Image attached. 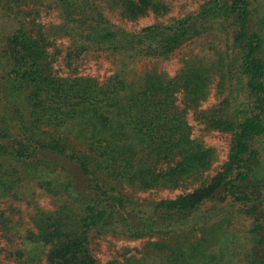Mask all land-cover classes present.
<instances>
[{"label": "trees", "instance_id": "trees-1", "mask_svg": "<svg viewBox=\"0 0 264 264\" xmlns=\"http://www.w3.org/2000/svg\"><path fill=\"white\" fill-rule=\"evenodd\" d=\"M41 9L58 22H35ZM169 12L163 0H0L15 20L0 41V264H264V0H206L155 22ZM206 36L212 58L127 80ZM65 38L63 77L50 48ZM88 55L121 70L80 75ZM213 83L222 102L202 111ZM191 111L231 137L211 178ZM179 189L146 204L126 193ZM108 238L144 244L102 261L94 241Z\"/></svg>", "mask_w": 264, "mask_h": 264}, {"label": "rangeland", "instance_id": "rangeland-1", "mask_svg": "<svg viewBox=\"0 0 264 264\" xmlns=\"http://www.w3.org/2000/svg\"><path fill=\"white\" fill-rule=\"evenodd\" d=\"M168 4L170 12L167 16L155 19V22H167L171 19L184 16L188 13L195 11L204 1L206 0H163ZM33 6H28L27 10H30ZM26 9V8H25ZM13 15H4L0 13V41L6 40L8 32L12 29L14 25ZM153 16L141 19L136 24L132 25V28L139 29L144 25H148L152 20ZM35 22L42 23L43 25H48L50 23L58 22L55 13H47L46 9H41L40 17L35 18ZM207 42L209 46H207ZM210 42L214 48L220 46L218 41H213L212 38L206 36L203 39L192 42L186 47L175 52L169 59H146L136 64L127 67L128 81L136 82L138 76H143L146 72H158L166 74L169 77H173L183 66L186 61L198 60V58H212L213 50L210 49ZM69 45L68 40L60 39L54 42L53 46L50 48V53L55 56L54 69L60 76H68L72 74L71 69L65 67L63 62V57L65 55L67 46ZM198 57V58H197ZM203 66L210 63L209 59L202 62ZM77 72L83 76H90L96 78L99 82H103L108 79L111 75L119 73V66L110 58H106L103 55H88L77 62ZM143 72V73H142ZM223 97L217 93L216 83H213L210 87L208 97L205 102L202 103L200 110L206 111L218 107L222 102ZM180 106V104H178ZM187 120L192 128V137L196 140L201 141L205 147L211 148L215 153V160L211 169L206 173L207 178H211L220 166L227 160L228 152L230 148L231 137L228 134H223L214 130H209L205 125L196 118L195 112L191 111L188 113ZM192 189V187L190 188ZM190 189H179L174 191L169 190H153L145 193H134L126 191L128 195L134 196L141 203H147L152 201H158L161 199H172L176 196L187 192ZM42 206H48L50 208L51 199L40 198ZM49 204V205H48ZM29 209L25 208L23 205L20 208V216L27 217ZM144 241H126L121 239H97L94 241V247L98 257L102 261H106L110 258L119 248L122 246H127L129 248L137 247L142 248ZM237 262V259L235 260Z\"/></svg>", "mask_w": 264, "mask_h": 264}]
</instances>
